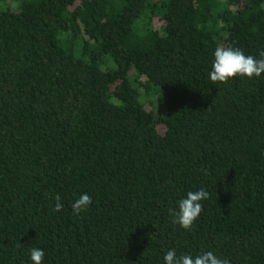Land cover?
<instances>
[{"label": "trees", "instance_id": "obj_1", "mask_svg": "<svg viewBox=\"0 0 264 264\" xmlns=\"http://www.w3.org/2000/svg\"><path fill=\"white\" fill-rule=\"evenodd\" d=\"M220 46L262 59L264 0H0V264H264V74Z\"/></svg>", "mask_w": 264, "mask_h": 264}, {"label": "clouds", "instance_id": "obj_2", "mask_svg": "<svg viewBox=\"0 0 264 264\" xmlns=\"http://www.w3.org/2000/svg\"><path fill=\"white\" fill-rule=\"evenodd\" d=\"M262 59H256L251 55H245L239 49L217 47L214 52V62L209 73L213 83L227 85L236 77L249 79L261 77L264 74V51L260 53ZM209 198V192L201 188L198 191H189L187 197L178 202V208L170 210L173 215V223H178L185 230H192L203 210L202 201ZM56 204L53 209L59 212L63 208L61 197L56 196ZM92 204L88 194H82L73 204L74 212L79 215L87 212ZM45 253L42 249L33 247L30 252L32 264H44ZM165 264H230L226 259L217 257L213 252H205L195 258L189 254L177 256L174 249L168 250L164 255Z\"/></svg>", "mask_w": 264, "mask_h": 264}]
</instances>
